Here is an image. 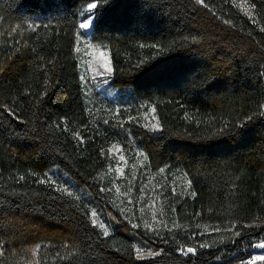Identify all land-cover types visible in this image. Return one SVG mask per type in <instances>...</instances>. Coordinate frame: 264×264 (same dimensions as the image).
<instances>
[{"label": "trees", "instance_id": "16d2710c", "mask_svg": "<svg viewBox=\"0 0 264 264\" xmlns=\"http://www.w3.org/2000/svg\"><path fill=\"white\" fill-rule=\"evenodd\" d=\"M91 2L92 40L108 50L118 89L112 98L81 75L78 25ZM205 4L0 0V264H243L257 252L264 0H250L253 18L233 0ZM150 109L156 129L142 123ZM130 137L148 172L189 184L167 192L171 216L161 227L115 211L103 190L109 150ZM53 168L83 193L40 183ZM137 249L160 254L138 258Z\"/></svg>", "mask_w": 264, "mask_h": 264}, {"label": "rangeland", "instance_id": "374dc122", "mask_svg": "<svg viewBox=\"0 0 264 264\" xmlns=\"http://www.w3.org/2000/svg\"><path fill=\"white\" fill-rule=\"evenodd\" d=\"M233 1L243 13H246L251 18L254 17L250 0ZM93 27L88 30H82V40L78 46L81 58V75L84 81L89 82V87L93 92L112 98L110 95L114 94L118 89L113 87L114 76L111 58L108 50L101 44L93 42ZM89 45L97 46L105 53V56L101 58L99 51H94ZM104 59L110 62L112 72L110 74L104 73L103 75H98V73H103L100 64L104 62ZM141 119L145 126L152 129L158 128V122L152 109L144 113ZM153 125L156 127L153 128ZM135 130V127L129 128V134L132 135V132ZM130 142H117L114 145L115 147L111 148L113 163L102 177L103 190L111 194L112 207L115 211L123 213V215L131 217L138 221V223L152 229L161 227L168 224L167 222L171 216L166 207L167 192L171 190L176 193L179 189L187 191L189 184L183 178L178 180L176 177H171L170 179L164 172H148L145 167V157L133 144V137H130ZM48 175L52 181H55V185L58 187H63L71 193H83V190L77 187L75 181L62 172L60 168L51 169ZM92 212H95V209ZM95 218L97 219V224H103L106 229L105 223L97 214ZM255 250L257 252L243 264H251L254 257L264 256L263 249L256 248ZM153 257L143 252L142 258ZM262 262L264 260H256L255 264Z\"/></svg>", "mask_w": 264, "mask_h": 264}, {"label": "snow or ice", "instance_id": "6c2138e0", "mask_svg": "<svg viewBox=\"0 0 264 264\" xmlns=\"http://www.w3.org/2000/svg\"><path fill=\"white\" fill-rule=\"evenodd\" d=\"M196 3L197 4H201V5L205 6V7L207 6L205 4V0H196ZM97 8H98V3H96V2H91V3H88L87 4V7L85 9V12L87 13V15L79 23V25H78L79 29H81V30H88L92 26H94L95 10ZM262 30H264V29H262ZM89 47L90 48H93L94 51H99L101 58H103L105 56V53L103 51H101L97 46L89 45ZM77 51H79V49H77ZM100 67L103 69V73H98V75H103L104 73L110 74L112 72V68H111L110 62L107 59H104V62L100 64ZM0 71H3V67L2 66H0ZM261 108L264 109V105H261ZM261 114L264 115V111H262ZM9 115H11V116L14 117L15 116V113L9 111ZM249 119H251V117H249ZM155 127L156 126L153 125V128H155ZM74 135H77L78 136V133H74ZM81 142H83L82 138H81ZM113 147H115V146H113ZM109 151H111V149ZM121 159H123V157H121ZM160 171L163 172L164 170L161 169ZM19 179L20 180H23V179H25V177L24 176H21V177H19ZM40 183L55 184V181H52L51 180V177L47 173H45V179L40 180ZM56 190L57 191H60L62 193H66L68 196H72V193L69 192L67 189H65L63 187H57ZM91 216L93 217V219L91 221L92 224H93V226H97V223L98 222H97V219L95 218L96 217V213L95 212H92L91 213ZM99 227L101 229H104V236L107 237L108 236V231L104 228V225L103 224H99ZM238 234L239 233H237V235ZM65 247H67V245H65ZM257 247L264 249V242L259 243L257 245ZM38 252H39V246H37L36 248H34L32 250V256L34 258L37 257L38 256ZM195 252H196V249L191 248V247H189V248H187L185 250V254H195ZM159 254H160L159 252H155V253H153L151 251L148 252V255L149 256H155V255H159ZM0 255H3V252L2 251H0ZM137 257L138 258H142L143 257V251L142 250L137 249ZM61 258L64 259L65 257H61ZM256 260H264V256L254 257L253 260L251 261V264H255V261ZM30 264H31V262H30ZM36 264H39V261L38 260L36 261Z\"/></svg>", "mask_w": 264, "mask_h": 264}, {"label": "water", "instance_id": "95a60500", "mask_svg": "<svg viewBox=\"0 0 264 264\" xmlns=\"http://www.w3.org/2000/svg\"><path fill=\"white\" fill-rule=\"evenodd\" d=\"M259 248V247H258ZM260 249H262V248H260Z\"/></svg>", "mask_w": 264, "mask_h": 264}]
</instances>
